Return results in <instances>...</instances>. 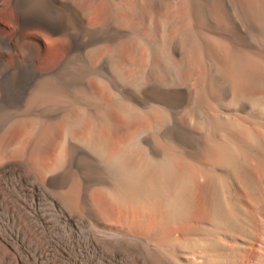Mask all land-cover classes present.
<instances>
[{"label":"bare ground","instance_id":"6f19581e","mask_svg":"<svg viewBox=\"0 0 264 264\" xmlns=\"http://www.w3.org/2000/svg\"><path fill=\"white\" fill-rule=\"evenodd\" d=\"M11 9L0 264H264V0Z\"/></svg>","mask_w":264,"mask_h":264},{"label":"rangeland","instance_id":"374dc122","mask_svg":"<svg viewBox=\"0 0 264 264\" xmlns=\"http://www.w3.org/2000/svg\"><path fill=\"white\" fill-rule=\"evenodd\" d=\"M12 1L13 0H8V1L7 0H2L1 3H2L3 6L0 9V23L6 29V32L8 33V36L11 33L10 34L11 37L14 36V34H15L14 31H16L15 30V24H14V22H15L14 18L15 17H13L14 15H13V11L11 9ZM12 32H13V35H12ZM45 45H46L45 46L46 47L45 56H44V58H42V61H40L41 63L39 62V64H41L42 67L40 65L39 66L41 67V69L46 68L44 70H47L48 67H49L48 69H50V68L52 69L53 68L52 66H55L54 68H56V66H57V44L46 39ZM16 52H17V50H15L14 52H7V54H8L7 56L10 59L9 62L12 63L11 65L15 64L13 57H14V54ZM24 63H26V62H24ZM23 66L25 67L26 70H28L29 66H30V62L28 61V65H27V63L24 64V65L22 63V67ZM54 70L56 71L57 69H53V72H55ZM54 76H56L55 73H54ZM37 84L38 83H33V84L29 85V87L31 89H33V90H31V89L29 90V88H28L25 98L27 97V99H28V97H30L31 94H34L36 88H37V90L40 88V87H38V85H43V82H42V84H40V82H39L38 85ZM55 84H56V82H55ZM35 85H37V86H35ZM33 86H35V87H33ZM54 87L56 88V85H54ZM37 90H36V92H37ZM32 91H33V93H31ZM28 94H30V96ZM39 101H37V104H39L38 106H40L42 104L43 100H39ZM55 240H57V236H56Z\"/></svg>","mask_w":264,"mask_h":264}]
</instances>
